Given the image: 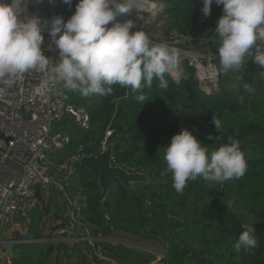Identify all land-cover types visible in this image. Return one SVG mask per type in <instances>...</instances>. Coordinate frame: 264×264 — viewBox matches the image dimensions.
Listing matches in <instances>:
<instances>
[{"label":"trees","instance_id":"1","mask_svg":"<svg viewBox=\"0 0 264 264\" xmlns=\"http://www.w3.org/2000/svg\"><path fill=\"white\" fill-rule=\"evenodd\" d=\"M77 2L60 7L65 19L75 11ZM152 2L163 4L164 10L147 34L160 27L159 20L164 18L161 33L165 39L183 36L189 41L184 44L213 56L219 74L218 88L209 90L203 86L191 60L185 58L184 70L178 77L165 75L167 88H160L155 78L150 88L145 87L149 101L144 105L133 99L130 87L119 84L110 86V95L84 97L69 90L72 105L88 111L91 121L88 128L82 129L65 117L59 129L69 134L70 146L50 154L49 161L59 169L75 157L97 156L107 133L113 132L108 138V144L115 145L112 165L130 173H148L151 183L125 189L113 180L109 196L102 203L99 176L76 166L71 194L79 205H85L86 225L93 235L162 245L166 264H264V76L260 75L264 69L253 63L252 56H246L240 70H220L219 37L213 29L222 6L213 3L211 14L204 17L201 0ZM245 84L254 91H245ZM65 89L59 83V90ZM213 116L221 122L219 131L212 123ZM181 127L190 130L209 152L229 137L238 140L247 163L245 174L224 182L197 177L187 181L182 193H176L171 173L162 175L166 169L164 146ZM209 135L213 139H208ZM50 199L54 202L56 196ZM39 200L43 201L42 195ZM61 209L58 207L56 212ZM30 217L31 224L26 218L18 220L27 230L22 239L41 240L39 224L43 217L39 220L32 213ZM242 225L255 228V247L235 248ZM97 245L121 264L151 260L123 246L100 242ZM9 253L11 264H87L81 249L74 250L72 261L65 246L42 242L17 244ZM0 264L8 263L0 259Z\"/></svg>","mask_w":264,"mask_h":264},{"label":"clouds","instance_id":"2","mask_svg":"<svg viewBox=\"0 0 264 264\" xmlns=\"http://www.w3.org/2000/svg\"><path fill=\"white\" fill-rule=\"evenodd\" d=\"M63 2L71 6L73 0ZM18 3L0 0V80L20 79L31 70L50 73L45 84L62 82L66 89L84 97L110 95V86L119 84L130 87L133 99L144 105L149 101L145 87L150 88L155 78L160 88H167L165 75L178 68L181 52L177 47L153 42L132 19H118L137 12L135 0H78L66 21L59 15L43 21L36 15L20 20ZM213 3L222 6L213 29L219 37L220 70H240L246 56H252L253 63L264 69V0H201L204 17L211 14ZM45 30L48 47L54 45L58 51L55 61L43 51ZM50 64L54 66L50 68ZM260 75L264 76V71ZM244 89L254 91L248 84ZM212 123L219 131L220 120L213 116ZM164 148L166 169L162 175L171 173L178 194L188 180L202 177L224 182L242 177L247 169L240 143L231 137L209 152L190 130L181 127ZM241 227L235 248L255 247V228Z\"/></svg>","mask_w":264,"mask_h":264},{"label":"built area","instance_id":"3","mask_svg":"<svg viewBox=\"0 0 264 264\" xmlns=\"http://www.w3.org/2000/svg\"><path fill=\"white\" fill-rule=\"evenodd\" d=\"M4 2L8 3L7 0ZM30 2L19 0L20 4L26 6H23L25 13L30 12L27 6ZM135 4L137 12L133 10L128 16L118 19H132L137 29L145 30L151 25L148 16L153 12L148 11L146 7L152 3L149 0H135ZM65 6L68 4L63 0H44L43 5L38 7H43L47 16H37L42 21L56 15L62 16L60 7ZM21 11L17 10L19 19H28ZM146 18L148 20L144 22ZM149 38L155 43L161 42ZM44 40L43 51L55 61L58 51L54 45L48 47L50 39L46 30ZM212 59L213 56L209 54V70L202 65L193 66L197 69V76L203 86L218 88L219 74ZM53 66L54 64H50V68ZM49 75L50 73L31 70L20 79L6 77L0 80V259H4L3 256L8 254L2 250V235L8 230L26 234L27 230L18 220L26 218L29 223L30 214L40 203V196L50 198L56 195L60 204L66 202L67 207L59 220L51 222L45 242L65 246L72 256V261L74 250L78 248L85 254L87 264H121L104 247L98 248L97 243L100 242L109 243L114 247L123 246L151 258L149 262L135 264H166V252L162 248L138 244L124 238L95 236L86 225L83 209L85 205H79L71 194L74 188V168L79 166L86 156L75 157L69 164L57 169L51 165L49 155L70 146L69 134L59 129L65 117H69L80 128L86 129L89 127L91 116L85 109L72 105L68 89L60 91L59 83L45 84L44 81ZM112 134L113 132L107 133V139L102 143V152L110 145L108 138ZM6 262L11 264V257L8 255Z\"/></svg>","mask_w":264,"mask_h":264},{"label":"water","instance_id":"4","mask_svg":"<svg viewBox=\"0 0 264 264\" xmlns=\"http://www.w3.org/2000/svg\"><path fill=\"white\" fill-rule=\"evenodd\" d=\"M153 21L150 20V24ZM115 145L111 144L108 148L97 156H87L79 164L84 168L99 176V187L102 190V203L109 196L111 183L117 180L125 189H134L138 185L147 186L151 183L147 173H130L122 167H114L112 159Z\"/></svg>","mask_w":264,"mask_h":264},{"label":"rangeland","instance_id":"5","mask_svg":"<svg viewBox=\"0 0 264 264\" xmlns=\"http://www.w3.org/2000/svg\"><path fill=\"white\" fill-rule=\"evenodd\" d=\"M149 2H151L152 4H154V9L153 12H151L148 16V19H150L151 21H153L152 24L156 23L157 20L159 19L158 15L160 12H162L164 10V6L163 4L159 3V2H152V0H149ZM72 14L69 15L68 18H70ZM164 18H161L159 21L161 24H159L160 27H155V31H150V34H148L149 37L153 38L154 40H159L161 42H166L168 43L170 46H175L177 47L180 52V58H179V65L178 68L172 73V75H174L175 77H178L182 72H183V61L185 59V57H188L191 61H192V65L195 64L197 65H202L205 69L209 70V61H208V55L207 52L202 51V50H194L193 48L187 46L186 44H184V41L189 42L187 38L183 37V36H175V38H171L169 39L170 41H168L167 39H165V37L162 35V27L165 25V22L163 20ZM145 22V20H144ZM152 24L148 26L147 29H145L144 31H149L150 29H152ZM156 33V34H155ZM182 46L179 47V46ZM185 53V55H184ZM197 70V69H196ZM209 90H212V87H208ZM148 174V173H147ZM40 206V205H39ZM63 212V209H61L60 213H55L54 211L51 212L50 214L45 215L46 216V221L41 224L42 230L44 233H46L48 230H50V224L52 221H56L59 220L61 218V214ZM118 238V237H116ZM152 245V244H151ZM3 246V245H2ZM153 246V245H152ZM157 248H164L162 245L156 244L155 246ZM4 248V246H3ZM4 253V251H3Z\"/></svg>","mask_w":264,"mask_h":264},{"label":"crops","instance_id":"6","mask_svg":"<svg viewBox=\"0 0 264 264\" xmlns=\"http://www.w3.org/2000/svg\"><path fill=\"white\" fill-rule=\"evenodd\" d=\"M30 1L31 2L27 5V6H29L30 12L25 13V11H23V6L24 7H26V6L23 5V4H20V3L17 6V10H20V11L22 10L21 12H23V15L28 16L27 18L31 17L32 15H36L37 16L38 14H40L42 16H47V13H46L45 9L43 7H41V8L38 7V6H42L43 5L44 0H43V2H39V0H30ZM7 2L11 3V0H7ZM73 199L75 201H77V199H75V198H73ZM60 206L64 210V208L67 207V203L65 202V204L64 203L60 204L58 196H56V200L54 202H53V199L44 197L43 201H40V203L37 205L36 209H34L33 212H32V214L36 215L39 220H40V217H43L41 222L39 221L40 222L39 230L41 231V233L43 235L42 239L41 240H37V241H25L22 238L24 236H27L26 235L27 233L26 234H20V233H17L15 231L12 232L11 230H8L2 235V240L1 241H2V243H4L3 244L4 248L2 247V250H5L8 253L7 255L9 256V254H10L9 251L10 252L13 251V247L15 245H17V244H23V243H29V242H32V243H38V242L46 243L45 240L47 239V234H48L49 230L46 233H44L43 230H42L41 224H42V222L44 223L46 221V216L45 215H47V213L50 214L51 212L54 211V214H55L56 213V209L58 207H60ZM47 210H49V211L47 212ZM61 216H62V214H61ZM31 223H32V218H31L30 222L27 223V224H31ZM50 226H51V224H50ZM7 255L3 256V258H4L3 261L4 262L7 261Z\"/></svg>","mask_w":264,"mask_h":264},{"label":"bare ground","instance_id":"7","mask_svg":"<svg viewBox=\"0 0 264 264\" xmlns=\"http://www.w3.org/2000/svg\"><path fill=\"white\" fill-rule=\"evenodd\" d=\"M144 8V7H143ZM146 9L148 10V11H151V10H153L154 9V4H150V5H148L147 7H146ZM145 20V22L148 20L147 18L146 19H144Z\"/></svg>","mask_w":264,"mask_h":264}]
</instances>
